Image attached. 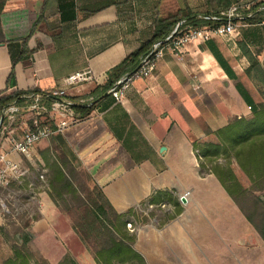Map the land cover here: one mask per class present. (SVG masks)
I'll return each instance as SVG.
<instances>
[{
    "label": "crops",
    "instance_id": "1",
    "mask_svg": "<svg viewBox=\"0 0 264 264\" xmlns=\"http://www.w3.org/2000/svg\"><path fill=\"white\" fill-rule=\"evenodd\" d=\"M43 1L5 0L0 9V91L19 51L16 39L28 33ZM227 1L230 6L247 3L241 12L260 11L261 21L236 20L230 34L193 39L177 50L165 47L150 76L134 80L119 100L102 93L87 116L34 146L49 175L48 164L64 158L90 174L126 221H140L133 247L147 264H264V241L218 179L199 166L192 146L193 139H216L204 126L215 131L234 116H248L256 103L239 43L264 70V11L258 9L264 0ZM216 9L217 0H45L44 19L27 43L29 48L40 43L31 68L16 63V85L7 91H56L64 77L88 70L92 79L67 87L65 96L73 103L92 101L90 91L104 84L109 68L151 37L157 18L186 10L204 17ZM184 20V28H190ZM8 155L31 165L20 152ZM40 199L39 215L30 222L29 236L36 242L45 236L53 206L46 192ZM144 209L150 214L141 215ZM35 249L46 254L41 243ZM79 256V264H85L86 256Z\"/></svg>",
    "mask_w": 264,
    "mask_h": 264
},
{
    "label": "trees",
    "instance_id": "2",
    "mask_svg": "<svg viewBox=\"0 0 264 264\" xmlns=\"http://www.w3.org/2000/svg\"><path fill=\"white\" fill-rule=\"evenodd\" d=\"M217 1L218 9L213 15L218 16V19L198 17L189 13L188 10L180 12L178 15L157 18L153 23L151 37L148 40L140 41L134 51L109 68L104 84L96 86L90 91L89 94L93 96L91 103L68 105L53 95L52 89L48 88L30 87L24 90L15 88L7 91V87L16 85L14 65L21 63L28 71L32 64V54L40 46V43H37L36 47L29 48L27 43L33 32L39 29V23L44 19V0L28 33L16 39L19 43V51L11 59V68L5 81V88L0 91V117L3 108L7 105L27 103L29 98L26 95L32 92L48 93L45 100L49 107L56 105L76 118L87 116L95 106L96 98L104 92L107 93V90L123 74L136 69L140 58L147 53L151 44L163 39L177 21L184 18L190 27L186 29L214 28L224 24L225 19L220 15V12L228 9L230 3L227 0ZM4 2L5 0H0V9ZM258 12L260 11L254 12L250 16H246V13L242 12L243 20L247 22L261 21V17L256 16ZM182 25L184 27V22ZM239 47L248 60V67L244 70L245 75L257 79L261 83L258 91L260 100L253 106L250 105L251 112L248 116H234L215 131L204 126V132L212 133L216 139L207 142L193 139L192 146L196 151L199 166L218 179L242 215L264 241V70L258 59L245 45L239 43ZM242 96L246 101H250L246 91L242 90ZM219 158L223 159V162H219V160L217 162ZM232 161L250 182V186L247 187L240 181L231 167ZM48 166L50 169L49 186L52 193L59 197L69 193L82 207L80 221L77 222L75 228L82 241L93 242L94 246L91 249L96 264H147L143 256L133 247L134 233H130L131 223L124 219L123 213H118L113 209L88 172L80 168L92 183L93 193H95L93 198H85L72 182L73 176L79 172V169L74 168L67 160L62 158L59 162L52 161ZM257 191L259 193H256ZM179 210L180 207L176 206L175 212L177 213ZM19 238H22L21 245L24 248V244L29 239L28 233H23V236H19ZM22 248L13 247L12 257L6 259L3 264H26L28 259L22 254ZM19 260L20 262H18ZM57 264L77 263L69 253H66Z\"/></svg>",
    "mask_w": 264,
    "mask_h": 264
},
{
    "label": "built area",
    "instance_id": "3",
    "mask_svg": "<svg viewBox=\"0 0 264 264\" xmlns=\"http://www.w3.org/2000/svg\"><path fill=\"white\" fill-rule=\"evenodd\" d=\"M246 5L247 3L240 2L221 11L220 15L225 19V23L214 28L186 29L182 25V20L177 21L163 39L151 44L147 53L140 58L136 69L123 74L107 90V93L114 100H119L134 80L150 76L156 60L162 55L165 47L177 50L193 39H207L212 35L230 34L234 31V20L243 21L244 15L241 8ZM258 9L264 11V2ZM204 18L218 19V16L210 15ZM91 79L92 75L88 70L76 71L64 77L61 86L51 93L64 104H76L65 96V89ZM48 95V93L32 92L26 95L29 98L27 103L10 104L2 110L0 117L2 118L0 122V220L9 216L17 221L16 217L21 212H25L26 217L31 219L34 210L39 213V207L42 204L40 193H45L48 188L44 168L37 171V179H35L29 175L27 168L17 163L8 154L20 152L32 165H36L37 157L34 153V146L54 132H62L77 119L56 105L49 107L45 100ZM89 103L91 100L79 104L88 105ZM11 184L16 187H12ZM187 193L188 191L183 194L185 200ZM23 195H26V201L21 204L17 197ZM28 203L29 205L34 204L35 208L31 206L28 208Z\"/></svg>",
    "mask_w": 264,
    "mask_h": 264
},
{
    "label": "rangeland",
    "instance_id": "4",
    "mask_svg": "<svg viewBox=\"0 0 264 264\" xmlns=\"http://www.w3.org/2000/svg\"><path fill=\"white\" fill-rule=\"evenodd\" d=\"M261 86L260 81L257 79H251L249 84L250 91L252 92L256 102L260 100L259 96V88ZM39 148L37 149L38 153ZM223 162V159H217V162ZM36 165H28L27 161L24 158H21V163L23 167L28 169V173L30 176H35L36 171H40L43 169V165L39 163V160H35ZM231 167L234 172L240 179V181L245 186H250V182L246 179V177L240 172L235 162H231ZM79 172H77L73 178L72 182L77 186V188L81 191V194L85 198H93L95 193H93V187L91 181L88 179L86 174L82 171V169L78 168ZM49 170L46 172L44 168V177L46 182L48 183V188L46 189L47 196L53 202V206L50 205V212L48 215V221L45 222V226L43 227V233H45L44 238L41 242H36L35 239H31L29 236L28 241L24 244V248H22V238L19 236H23V233H31L30 231V222L33 219L38 217V213L34 210L32 218H27L25 212H21L17 218V221L12 219L9 216H5V219L0 222V264H3L6 259L12 257L13 247L22 248V254L28 259L26 264H57V262L63 257L64 254L69 253L73 259L79 264L80 258L83 256H79V254H84L85 264H96L93 256L91 247L94 246L93 242H84L80 239V236L75 228L77 222L80 221V215L82 211V207L78 205V202L71 194H65L62 197L52 193L51 188L49 186ZM12 187H16L12 185ZM37 186V183H36ZM256 193H259L257 191ZM264 198V196H263ZM26 195L17 197V200L23 204L26 200ZM235 204V203H234ZM236 205V204H235ZM35 208L34 204L29 205L28 208ZM238 208V207H237ZM239 210V209H238ZM240 211V210H239ZM142 212V211H141ZM143 213H148L147 209H144ZM241 213V212H240ZM154 214V212H152ZM156 218H161L159 213ZM242 214V213H241ZM9 217V218H8ZM141 220V219H140ZM131 223L130 233H134V228L138 220H128ZM254 229V227L252 226ZM257 233V231L254 229ZM259 236V234L257 233ZM260 237V236H259ZM262 240V238L260 237ZM42 244L46 249V254H41L35 247L38 244ZM20 262V260L18 261ZM81 264V263H80Z\"/></svg>",
    "mask_w": 264,
    "mask_h": 264
},
{
    "label": "water",
    "instance_id": "5",
    "mask_svg": "<svg viewBox=\"0 0 264 264\" xmlns=\"http://www.w3.org/2000/svg\"><path fill=\"white\" fill-rule=\"evenodd\" d=\"M1 121H2V118H0V122H1ZM180 201H181V202H184V199L181 198Z\"/></svg>",
    "mask_w": 264,
    "mask_h": 264
}]
</instances>
